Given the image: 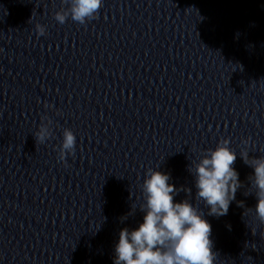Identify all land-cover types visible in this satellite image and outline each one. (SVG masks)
Segmentation results:
<instances>
[{"label": "clouds", "instance_id": "obj_1", "mask_svg": "<svg viewBox=\"0 0 264 264\" xmlns=\"http://www.w3.org/2000/svg\"><path fill=\"white\" fill-rule=\"evenodd\" d=\"M101 7L102 0H71L70 8L56 12L55 19L64 24L70 16L74 22L85 24L96 19ZM36 30L41 36L45 34V27L40 24H36ZM48 135V128L41 126L36 141L44 143ZM229 143L228 139H222L215 150H208L195 164L196 197L208 206V214L217 218L227 215L237 190L242 187L239 173L233 167L236 152L229 148ZM75 146L74 133L65 128L59 160L65 161L66 154L75 152ZM241 156L254 169L249 179L257 189L255 212L264 224V156L251 159L248 153ZM189 171L192 172L191 167ZM169 180L167 173L148 170L142 185L146 201L140 208L145 213L143 222L135 229L120 230L113 264H214L216 253L209 238L210 223L187 199L174 202L178 190Z\"/></svg>", "mask_w": 264, "mask_h": 264}]
</instances>
